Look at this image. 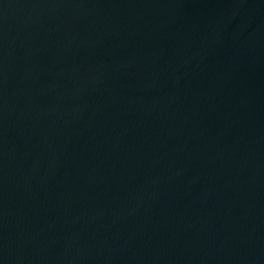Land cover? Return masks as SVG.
Here are the masks:
<instances>
[{
    "label": "water",
    "instance_id": "1",
    "mask_svg": "<svg viewBox=\"0 0 264 264\" xmlns=\"http://www.w3.org/2000/svg\"><path fill=\"white\" fill-rule=\"evenodd\" d=\"M0 264H264V0H0Z\"/></svg>",
    "mask_w": 264,
    "mask_h": 264
}]
</instances>
